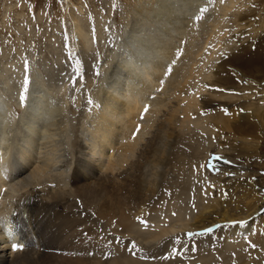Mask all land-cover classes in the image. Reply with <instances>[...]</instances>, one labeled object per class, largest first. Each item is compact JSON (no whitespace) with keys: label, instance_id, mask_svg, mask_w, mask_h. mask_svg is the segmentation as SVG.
I'll list each match as a JSON object with an SVG mask.
<instances>
[{"label":"rangeland","instance_id":"rangeland-1","mask_svg":"<svg viewBox=\"0 0 264 264\" xmlns=\"http://www.w3.org/2000/svg\"><path fill=\"white\" fill-rule=\"evenodd\" d=\"M152 1L153 0H0V104H2L0 112L6 116V118L16 120L13 126L7 130L8 133H5L6 137L10 138L12 135L18 138L21 137L23 139H17L15 137V143H24L25 137L23 136L25 135H23L24 133L21 132V129L23 128V131L25 126L21 127L19 130L20 133H17L15 129L20 120L29 118V112L36 106L31 105L32 102H34L32 98L35 97L40 100V97L37 95L43 94V90L45 93H48V96H46L47 98L44 96L43 99H46L44 101L41 100L43 104H47L48 98L52 101L60 100V102L63 103L65 115H63V117L57 114V117H54L57 119L58 123L61 124L51 126L49 129L50 138L40 141L37 152L34 153V159L31 161L32 163L24 164L19 161L21 169L18 168L15 174L12 172L10 176L12 190L8 191L6 187L0 189V208L5 202L7 203L9 198L13 195L18 196L19 192L29 187L28 185L30 184L28 183H31L34 179V167L36 169L43 165L46 161L45 157L47 158L51 154L56 157L58 164L51 169L48 175H53L52 177L60 181L66 180L72 186V176L74 174L76 160L73 155L72 145V138L75 137L74 133L75 131L79 132V134L81 133L80 135L85 142L87 138H90L89 132L93 129L94 125H92L93 123L90 124V118L86 115V110L88 107V109H90L89 105H96L97 99H95V96L101 87L108 90L105 86V76L108 79L114 78L115 76V78H117L121 73L120 78L122 79V77H124L122 72L119 73V71L122 70V66L120 67L121 69L118 68L114 71L116 74L111 71L112 66H114L113 64H121L122 60L129 52L127 50L128 46H124L126 44L123 38L128 37V40H132V42H130L131 45L135 42L134 40L138 39L139 35H141L142 31H140V33L136 32L137 34L133 32L135 35L133 37L132 29L134 26L132 20H134V18L136 19L135 14L140 6H148ZM226 3L227 0L221 3L216 2V5L210 8L206 13L208 14L206 17L207 30L199 34L198 38L197 34H194V37L189 39H198V45H201L202 48L200 53L196 55V58L199 59H197L194 65L197 69L204 67L208 75L203 76L199 74L194 76L196 72H198L195 71L188 82V94L179 97L180 106L177 105V99L172 97L174 90H171L168 94L162 92L163 95L160 90L158 91V89H155L151 93V99L164 100V102L169 104L167 108H169L170 105H175L174 107H180L182 109L183 105L189 101V95H198V105L197 108L192 110L191 116H202V118L198 125L194 122L191 123V128H193L192 132L191 129L185 131L186 133L188 132V137L185 139L188 143H195V138H193L192 135H194V133L196 134V132L198 136L208 139L210 134L208 131L203 130V128L204 126L209 128L215 125L216 132L212 134L214 144L207 143L210 145V150L212 151L207 156L204 166L202 165L203 171L201 173L203 175L201 176L203 178L199 180L201 185H198L195 189L192 188L189 190L191 191L188 193L190 196L188 195L189 197L185 199H180L176 193V197H178L177 199L175 198L176 203L181 201L186 203L182 210L180 207H178V209L182 212L186 210L187 212L185 211L186 213L184 212L183 214L188 216V221L191 220L193 222H197L203 217L201 216L204 212L203 208L209 203L214 205L216 212H220L222 204L225 202L224 209L231 210L232 213L237 214L236 217L245 216L251 211L258 209L255 215H251L249 219H247L248 224L246 228L248 229L234 238H226L227 229L230 227L227 222L220 223L217 228L215 226L212 227L213 229L208 227L209 231L207 230L205 232L204 230L203 232L187 230L188 232H185L187 238L184 239V237H181L182 241H178L180 244L183 242H186V244L181 245V247L180 245L176 246L177 242L172 240L175 247H173L170 252L166 253L167 250H162L161 241H149L150 243L145 241L148 237L144 235H148L149 232L140 234V237L142 235L143 239L138 238V240H136V233H129L128 236H124L125 230L128 227L127 224L133 226L132 223L138 222L139 220L141 227H147L148 230H150L149 228H152L154 224L153 218L143 220L136 214V210L132 209V211L130 210V212H127L126 208L127 204L135 208L141 198L151 199L152 202H155L150 206V208L152 207V212H157V214L162 213L167 206L165 205L169 198L167 194L171 190V186L168 184L172 180V176L178 172L177 170L173 171L169 165H160L158 168L159 174H161L162 171L163 175L165 171L167 172L166 176L161 178L159 175L157 177L158 185H150L149 179H151L152 176L148 175L146 178L145 173L150 174V172L153 173L154 170L151 169L150 166L144 167L143 170L140 167L139 175L144 173L141 175L143 180L142 185L145 189L148 186V190L146 189V191H142L141 193L137 191V184L140 183V181L138 180L137 182V180L131 177L126 179L122 176L121 178L118 177L117 186L111 182L100 185L90 184L88 179H83L82 176L80 177L79 175L72 188L74 189L75 187L78 193L88 195L91 193L94 196L92 200L95 202L93 201V203L87 207L89 209L88 213L92 216L90 219L92 222H89L92 224L89 227L91 231L89 230L90 233L87 231L86 222L82 221V218H79L78 225H75L76 228L78 227L74 247L76 249L70 252L72 256L69 257L70 260L73 257L72 263L68 262L69 258L67 256H64L63 264H87L89 258L93 264H102L103 262L107 263L105 261H111V259L120 257L122 254L124 255L126 253L131 258H136L144 262H151V260H154V264L160 260L163 261V258L166 259L165 262H162L163 264H177L180 260H190L187 264L190 262L196 264H264V113H262L264 110V48H262L264 47V42L261 48L259 47V49L256 51L254 50V52L250 49L251 52H245L243 58L234 63V70H230L228 75H232L231 77L235 80L233 82L230 81L232 85L224 83V85H230L228 89H225L224 85L222 87L210 85V82L215 80L213 75L214 70L223 60L227 62V56L236 53L243 48V46L249 47L252 43L254 44L264 39V29L261 28L258 32L251 33L248 37H244V29L247 26H238L236 23L237 14L246 13L247 16L249 15V18H252L251 21L254 22L255 25L260 26V21L261 24H263L264 0H237L232 5V8L224 11L223 8ZM74 15H80V18L86 22L85 30L89 34V40L83 38L85 40V43H83L86 45L85 48L89 45L86 49L82 47L81 41L79 37H77L78 33L75 30V22L71 20ZM221 20L226 24L221 27L213 26L216 21ZM139 21L141 22L143 19ZM139 23H137V25ZM142 24L141 22V27ZM251 29L252 28L249 30L252 31L253 29ZM248 32L249 31H246L245 35ZM174 34L175 37H177L176 42L179 41L177 44H180L182 41L180 34L178 31H175ZM124 47H126V49ZM211 51H214V55L212 56L209 55ZM112 58L113 60L111 61ZM26 61L28 63L27 71L25 69ZM89 64H91V66ZM237 72L240 74L243 72V74L248 75L249 78L245 79V77L243 78ZM77 73L82 75L76 78L75 85L73 86L75 77L72 79L70 78ZM25 75L29 76L30 84L28 86L27 102H24L22 105L19 98ZM261 80L262 83L260 84ZM245 81L246 83L254 85L258 84L256 92L248 97L241 96V94H243L242 85H245ZM203 95L208 96V98L206 97V107L201 106L200 97ZM89 98L95 101L92 100L93 103L88 104ZM249 103H253L254 105ZM84 104H88V107ZM82 106L83 108L86 107V109L84 108V110H82ZM255 106L260 107L259 109L261 110L258 112L262 113V118L254 114L255 117L250 115L246 117V120H242L243 112L248 110L247 114H249ZM156 107L159 108L160 105L155 106L154 109H157ZM232 110H234L235 113H233ZM164 112L165 108H162L158 115L160 118L158 122L161 121V114ZM83 113L85 116H82V120L76 123L77 119L74 118L81 117ZM177 114L179 120L178 124L175 125L176 129H172V136L168 137L167 134L163 133V140L169 141V144L164 146V149L167 151L169 149L171 150L170 145L174 146L175 141L184 138V135L181 136L179 134L181 132L180 124L181 121L185 119V113L180 112ZM54 115H56V112L53 113L52 116L51 112H48V114H46L48 118L47 121H52ZM233 119H238V121H234ZM247 120L250 121V125H248ZM23 122L26 123L27 121H22L20 125H22ZM256 123L261 127L257 128L255 125ZM192 125L194 127H192ZM76 128L80 129L77 130ZM155 128L156 127L153 126L152 130ZM218 132H220V135ZM151 135L152 134L149 133L145 137ZM246 141L249 143H245ZM89 142L91 143L90 139ZM208 142H210V140H208ZM249 144H256L258 146L251 145V147L244 148ZM119 146L120 143L115 144L116 148ZM223 147L234 150L231 152H236V148H238V150H245L239 154L242 155L241 159L236 158L237 154L232 153L233 155L229 156V154L226 153L225 157H227V163H222L247 169L254 179L257 178L261 185L250 189L249 187L224 180V183L232 184L230 190L226 191L228 192L227 198H224L221 195L223 184L219 183L226 175L223 174L220 167L218 168L215 165L214 160L215 157L219 156L217 153L224 149ZM137 154L136 151L132 156L133 159L131 158L128 163L131 161L135 162ZM65 162L67 165L60 167L59 164ZM134 166L138 168L137 164H134ZM169 173L172 175L169 176ZM136 174L138 179V173ZM144 177L146 181H144ZM202 179L206 182L201 181ZM209 182L212 185L210 188L206 186ZM102 188L103 190L101 191ZM254 195L255 198H253ZM173 199L172 197L171 200ZM248 201L252 202L250 203L252 204L250 206L251 209H248L246 206V204L249 203ZM206 202L207 204L205 205ZM148 205L149 204H147L146 207ZM168 208L167 206V210ZM233 208L238 210L236 211ZM142 211L145 214V211ZM5 216L6 215L2 213L0 214V223L3 222ZM156 216H153L154 219H156ZM1 226L4 231L8 230V225ZM81 230L84 232L83 235L86 236L88 233L89 235L86 237L81 235ZM108 230H113L115 234H113V232L110 233L111 231ZM130 234H133L134 237ZM19 235L20 237H15L14 241H24L25 244L21 243L20 245L25 246L26 241L23 235L20 232ZM78 235L83 236L85 239L81 236L78 238ZM80 241L83 243L82 246L79 245ZM88 241H91V250L89 246L85 245H88ZM138 241H145V245L143 242L140 244ZM233 243L237 245L235 248L226 249L227 245ZM133 244H135V248H133ZM74 252H76V254ZM211 252L213 256H211V259L209 258V263L204 262V260H202L203 258L197 257L203 253L205 258V256L210 255ZM87 253L92 254L90 256ZM177 253H179V255Z\"/></svg>","mask_w":264,"mask_h":264},{"label":"bare ground","instance_id":"bare-ground-1","mask_svg":"<svg viewBox=\"0 0 264 264\" xmlns=\"http://www.w3.org/2000/svg\"><path fill=\"white\" fill-rule=\"evenodd\" d=\"M222 1L225 2L226 0H153L148 6H140L137 13L135 14L136 19L134 18V20H132L134 26L132 29V35L133 37L135 36L133 32L137 34L136 32L140 33V31H142L143 33L141 32V35H139L138 39L134 40L135 42L131 45L130 42H132V40H128V37L123 38V41L126 44L124 46H128L127 50L129 52L122 60L121 64H119L120 66L113 64L114 66H112L111 70L114 72L116 69L122 66L123 71L120 70L119 73L122 72L124 77L121 79L120 73V76L118 75L117 78H115L116 76L111 79L109 78V81V79L105 76V86L108 90L104 89V87H99L100 89L95 96L97 103L95 102L96 105H89L90 109H88V104H84L88 107L86 110V115L90 118V124L93 123L92 125H94V127L89 132V139L91 140V143L89 142L88 138L85 142L83 137L80 135L81 133L79 134V132L76 131L74 133L75 137L72 138L73 155L76 158L74 174L72 176V186L66 180L60 181L52 177L53 175H48L51 169L58 164L56 157L52 156L51 154L47 158L45 157L46 161L43 165L37 167L36 169L34 167V179L31 183H28L30 184L28 185L29 187H26L21 192H19L18 196L13 195L11 198H9V200L7 199L8 201L7 203L5 202L4 205L2 204L3 206L0 208V212L6 216L3 222L0 223V264H63L64 256H67L68 258L72 256L70 255V252L76 249L74 248L78 233V227L76 228V226L78 225L79 218H82V221L86 222V229L88 232L90 230V225H92L90 224L92 222L90 220L92 216L88 213L89 209L87 207L94 201L92 200L94 197L93 194H81L77 192L75 187L74 189L72 188L79 175L80 177L82 176L83 179H88L90 184L98 185L110 182L114 185H117L118 177L121 178L122 176L125 179L131 177L137 180V182L138 180L140 181V183L137 184V191L141 193L142 191H146V189L148 190V186L145 189L142 185L143 180L141 175L144 173L139 175L140 167L143 170L144 167L150 166L151 169L154 170L153 173H145L146 178L148 175L152 176V178L149 179L150 185H158L157 177L159 175L161 178L166 176L167 172L165 171L163 175L162 171L161 174H159L158 168L160 165H169L173 171L177 170L178 172L172 176V180L168 184L171 186V190L167 194L168 196L166 195L169 197L168 200L166 203L164 202L165 205L169 207L168 210L166 206V210L164 209L162 213H153L152 207L150 208V206L155 202H152L151 199L142 198L135 208L132 205L129 206L128 204L126 208L127 212H130V210L132 211V209L136 210V214L139 215V218H142L143 220L153 218L152 220H154V224L152 228H149L150 230H148L147 227H141L139 220L138 222L132 223L133 226L127 224L129 228L126 226L127 228L125 230L124 236H128L129 233H136L137 239H135L138 240V238L143 239L142 235L140 237V234H146L149 232L148 235H144L148 237L145 241H161L162 250H167L166 253L170 252L172 248L175 247L172 240L177 242L176 246L180 245L181 247V245L186 244V242L180 244L178 241H182L181 237H184V239L187 238L185 232L187 233L188 231L203 232L204 230L205 232L207 230L209 231L208 227L212 228L215 226L217 228L220 223L227 222L228 226L230 225V227L227 229V232L225 231L226 238H234L240 233H243L244 230L248 229L246 228V225L248 224L247 219H249L251 215H255V213L258 212V209L251 212L249 211L250 213L247 212L248 214L245 216L236 217L237 214L232 213L229 209H224L225 202L222 204L220 212L215 211L213 204H207L206 202L205 205H207L204 206V212L201 214L203 217L197 222H193L191 220V222L188 221V216L183 214L186 210L182 212L178 209V207H180L182 210L184 204L186 203H184V201L176 203L175 198H188L190 196L188 193L191 192L189 190L192 188L195 189L198 187V185H201L199 180L203 178L201 176L203 175L201 173L203 171L202 165L204 166L207 156L212 151L210 150V145L207 143H213L212 134L213 132H216L214 127L215 125L212 126L214 129L212 127L208 128L207 126H204L203 130L208 131L210 134L208 139L198 136L197 132L196 134L193 132L194 135H192V137L195 138V143H188V141L185 140L186 137H188V132L186 133L185 131L191 129L192 132L193 128H191V123L194 122L196 125H198L200 124V119L202 118V116H191L192 110L197 108V100L199 98L198 95H189V101L183 105L182 109L180 107H174L175 105H170L169 108H167L169 104L164 102V100H158L154 98L151 99V93L155 89H158V91L160 90L161 93L163 92L166 94H168L171 90H174L173 96H171L177 99V105L180 106L179 97L184 94H188V82L190 81V77L194 75L195 71L198 72H196L194 76L199 74L203 76L208 75V72L204 69V67L197 69L194 65L197 59H199L196 58V55L200 53L202 48L201 45H198V39H189L193 38L194 34H197L198 38L199 34H202L207 30V11L214 7L216 2L221 3ZM236 1L237 0H227L224 8L222 7L223 10L226 11L229 8H232V5ZM197 17H199V19H197ZM236 17V23L238 26H247L244 29V37H248L251 33L258 32L261 28L264 29V19L262 22L263 24H261L260 21V26H257L251 21L252 18H249V15L247 16L246 13L237 14ZM140 19H143V21H141L144 24H142V27L140 25ZM71 20L75 22V30L78 33L77 37H79L82 47L85 48L86 45L83 43H85V40H89V34L85 30L86 22L80 18V15H74ZM137 23H139L138 25L140 26H138ZM224 24L226 23L221 20L216 21L213 26L221 27ZM250 28L253 30L251 29L252 31H250ZM175 31H178L180 34V38L182 40L180 44H177L179 41L176 42L177 37H175ZM246 31L249 32L245 35ZM83 38H85V40ZM263 42L264 39L258 41L257 43H252L249 47L243 46V48H241L236 53L227 56L226 61L229 63L224 62L223 60L218 65L213 74L215 80L210 82V85H215L216 87H222L224 83L232 85L230 81L233 82L235 79L231 77L232 75H228V73L230 70H234V63L237 60L243 58L245 52H251L250 49H252L254 52V50H258L259 47L261 48ZM126 47L124 48L126 49ZM209 55H214V51H211ZM112 60L113 58L111 61ZM89 65L91 66V64ZM169 68L171 69L170 72ZM114 74L116 73L114 72ZM240 75L243 78L245 77V79L249 78V76L243 74V72ZM261 83L262 80L260 84ZM230 85L226 84L224 85V88L228 89ZM257 85L258 84L254 85L251 83H245V85H242L243 94H241V96L248 97L252 93H255L257 90ZM37 96L40 97V100L35 97L32 98V101L34 102H32L31 105L36 106L34 107L35 109L33 108L34 110H29V114L31 116L29 115V118L25 119L27 122H23L22 125H20V123L25 120H20L17 128L15 129L17 133H20L19 130L21 127L25 126L23 131V128L21 129V132L24 133L22 134L25 136L20 135L25 137L23 144H19L21 142L18 144L15 143L16 138L23 139L21 137L18 138L15 136V138L14 135L10 136V138L6 137L5 133H8L7 130L13 126L16 120L12 118H6V116L0 112V189L2 187H6L8 191L12 190L10 176L12 175V172L15 174L18 168L21 169L19 161L24 164L32 163L31 161L34 159V153L37 152V147H39L38 144H40V141L50 138L49 129L51 126L59 124L57 119L54 117H57V114L62 116L64 115V107L62 105L63 103L60 102V100L52 101L50 98H48L47 104L44 105L42 101L47 98L46 96H48V93H45L43 90V94ZM44 96L46 97L45 99H43ZM206 97L208 98V96L205 95L200 97L201 106H207ZM249 104L254 105L253 103ZM158 105H160V107H156L157 109H154L155 106ZM145 106L148 108L146 112ZM84 108L86 109V107ZM84 108L82 110H84ZM162 108H165V112L161 114L162 119L158 122L160 119L158 115ZM259 108L260 107L255 106L252 112L249 114H247L248 110L244 111L242 116L243 119H240L246 120V117H249L250 115L254 116V114L257 117L260 116V118H262V113H264V110L262 113H260L258 112L261 110ZM48 112H51V116L56 112V115L53 116V120L50 122L47 121L48 118L46 117ZM180 112L185 113V119H183L180 124L181 132L179 134L181 136L184 135V138H180V140L175 141V147L170 145L171 150L169 149L167 151L164 149V146L169 144V141L167 142L163 140V133L167 134L168 137L172 136V129H176L175 125L178 124L179 120L177 113ZM232 112L235 113L234 110H232ZM82 116H85L84 113L81 114V117L74 118L77 119V122H75L79 123L80 120H82ZM233 120L238 121V119ZM250 124V121H248V125ZM255 125L257 128L259 127L258 123ZM153 126L156 127L154 130H152ZM192 127L194 126L192 125ZM80 128L76 129L78 130ZM149 133L152 135L145 137ZM218 134L220 135V132H218ZM208 140H210V142H208ZM116 143H120V146L117 148L115 147ZM245 143L249 142L246 141ZM251 145L254 146L256 144H249L244 148L251 147ZM136 151L138 153L136 161H131L128 163ZM231 151L234 150L224 148L217 153L219 156L214 158L215 165L218 168L220 167L223 174L226 175L225 178H222L219 183L223 184L221 195L224 198H227L226 196L228 192L226 191H229L230 187H232V184L226 182L224 183V180L249 187L250 189L261 185L257 178L255 177L256 179H254L247 169L224 164L227 163V157H225L226 153L229 154V156L233 155L232 153L237 154L236 158L241 159L242 155L239 154L245 150H238V148H236V152ZM134 164H137L138 168H136ZM59 165L60 167H63L66 166L67 163L65 162ZM136 173H138V179ZM170 175L172 174L169 173V176ZM146 178L144 177V181H146ZM205 180L202 179L201 181ZM210 182L206 184L208 188L212 187ZM102 190L103 188L101 191ZM176 193L178 197H176ZM172 197L174 198L173 200H171ZM253 198H255V195ZM248 202L249 203H247L246 206L249 209L252 205L250 203L252 202ZM147 204L149 205L146 207ZM142 210L145 211V214ZM153 216H156V219H154ZM238 221H243L244 223H237ZM1 225H8L7 228H11L12 235L9 236L7 234L8 231H4ZM19 232L23 235L26 245L21 249H15L12 247L13 244H25L24 241L21 240L14 241L15 237H20ZM112 232L115 234L113 230L110 233ZM81 233V235H83L84 232L82 231ZM89 233L87 234L86 232V236H88ZM81 235H78V238ZM145 241L138 242L140 244L143 242L144 244ZM82 244L83 243L80 241L79 245L82 246ZM85 245L89 246L90 249V246L92 245L91 241L88 243V245ZM236 246L237 245L235 243L229 244L226 246V249H233ZM74 253L76 254V252ZM87 254L91 256L92 253ZM211 256H213L212 252L210 255H206L205 258L203 253L197 257L203 258L202 260H204V262L209 263V258L211 259ZM189 258L192 259L191 257ZM72 259L73 257L71 260L69 258L68 262L72 263ZM165 261L166 259L163 258V261L160 260L155 264H163L162 262ZM189 261L180 260L177 262V264H187ZM105 262L107 263H101L154 264V260H151V262H144L136 258H131L127 253L124 255L122 254L120 257H115L111 259V261ZM87 264H93L90 258L88 259ZM189 264L196 263L190 262Z\"/></svg>","mask_w":264,"mask_h":264},{"label":"snow or ice","instance_id":"snow-or-ice-1","mask_svg":"<svg viewBox=\"0 0 264 264\" xmlns=\"http://www.w3.org/2000/svg\"><path fill=\"white\" fill-rule=\"evenodd\" d=\"M197 19H199V17H197ZM25 69H26V71H27V69H28V63H27V61L25 62ZM171 71V69L169 68V72ZM82 74H80V73H77V74H75L74 76H72L70 79H72L73 77H75V80H74V83H73V86L75 85V82H76V78L78 77V76H81ZM245 83H246V81H245ZM29 84H30V79H29V76L28 75H25L24 76V83H23V88H22V91H21V93H20V102H21V104L23 105L24 104V102L26 101V99H27V92H28V86H29ZM93 103V101H92V99L91 98H89L88 99V104H92ZM148 110V108H147V106H145V112ZM237 223H244L243 221H238ZM8 235L9 236H11L12 235V231H11V228L9 227L8 228ZM133 246V248H135V244H133L132 245ZM12 247L13 248H15V249H21V248H23V245H20V244H13L12 245ZM254 247V246H253ZM178 255H179V253H177Z\"/></svg>","mask_w":264,"mask_h":264},{"label":"water","instance_id":"water-1","mask_svg":"<svg viewBox=\"0 0 264 264\" xmlns=\"http://www.w3.org/2000/svg\"><path fill=\"white\" fill-rule=\"evenodd\" d=\"M2 104H0V108H1Z\"/></svg>","mask_w":264,"mask_h":264}]
</instances>
